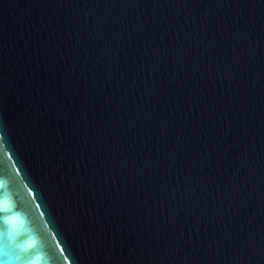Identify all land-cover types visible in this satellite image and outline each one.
<instances>
[{
	"label": "water",
	"instance_id": "water-1",
	"mask_svg": "<svg viewBox=\"0 0 264 264\" xmlns=\"http://www.w3.org/2000/svg\"><path fill=\"white\" fill-rule=\"evenodd\" d=\"M0 203L54 264H264V0H0Z\"/></svg>",
	"mask_w": 264,
	"mask_h": 264
},
{
	"label": "clouds",
	"instance_id": "clouds-1",
	"mask_svg": "<svg viewBox=\"0 0 264 264\" xmlns=\"http://www.w3.org/2000/svg\"><path fill=\"white\" fill-rule=\"evenodd\" d=\"M0 264H54L29 218L0 203Z\"/></svg>",
	"mask_w": 264,
	"mask_h": 264
},
{
	"label": "snow or ice",
	"instance_id": "snow-or-ice-1",
	"mask_svg": "<svg viewBox=\"0 0 264 264\" xmlns=\"http://www.w3.org/2000/svg\"><path fill=\"white\" fill-rule=\"evenodd\" d=\"M11 212V210H9V213Z\"/></svg>",
	"mask_w": 264,
	"mask_h": 264
}]
</instances>
